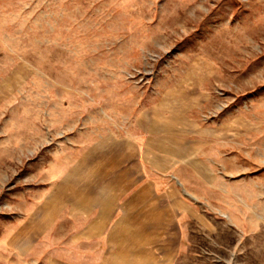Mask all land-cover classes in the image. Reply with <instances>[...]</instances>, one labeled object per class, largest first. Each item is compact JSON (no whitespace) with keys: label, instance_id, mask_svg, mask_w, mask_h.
<instances>
[{"label":"rangeland","instance_id":"rangeland-1","mask_svg":"<svg viewBox=\"0 0 264 264\" xmlns=\"http://www.w3.org/2000/svg\"><path fill=\"white\" fill-rule=\"evenodd\" d=\"M162 98L201 129L173 264H264V0H0V264H86L70 173Z\"/></svg>","mask_w":264,"mask_h":264},{"label":"crops","instance_id":"crops-1","mask_svg":"<svg viewBox=\"0 0 264 264\" xmlns=\"http://www.w3.org/2000/svg\"><path fill=\"white\" fill-rule=\"evenodd\" d=\"M172 103L140 110L134 133L100 151L84 176L70 173L71 242L85 244L86 264H173L188 248L189 200L169 178L187 159L182 145L201 129Z\"/></svg>","mask_w":264,"mask_h":264}]
</instances>
